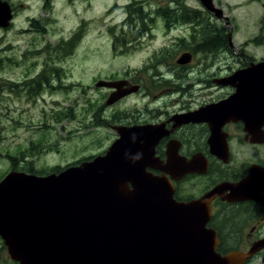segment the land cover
Here are the masks:
<instances>
[{
  "label": "flooded vegetation",
  "instance_id": "af4514ba",
  "mask_svg": "<svg viewBox=\"0 0 264 264\" xmlns=\"http://www.w3.org/2000/svg\"><path fill=\"white\" fill-rule=\"evenodd\" d=\"M1 1L8 4L13 21L17 14L14 7L8 0ZM196 1L197 8L184 0H127L122 7L112 4L110 10L121 9L124 14L111 27L114 50H129L156 26L168 32L176 23L191 24L203 35L181 40L175 50L163 46L132 73L98 81L95 86L103 90L106 99L101 117L109 116L112 108L126 99L139 97L143 103L135 110L126 105L130 109L120 107L114 113L118 117H108L118 123L108 124L115 140L120 138V128L151 126L149 139L159 140L155 164L147 171L166 180L177 203L192 205L193 211L202 215L201 230L215 234L220 257L240 255V264H264V74L248 75L264 58L256 59L235 46L230 18L225 14L228 23ZM38 24L42 23L38 20ZM73 40L77 42V37ZM128 54L130 51L123 55ZM183 56L187 58L180 63ZM56 75L53 72L49 79L43 78V84L55 81L59 85ZM100 82H119L122 90L100 87ZM131 89L136 90L131 93ZM31 90L26 87L27 92ZM119 91L129 94L109 104ZM90 119L100 120L98 113ZM94 158L56 169L61 168L60 173Z\"/></svg>",
  "mask_w": 264,
  "mask_h": 264
},
{
  "label": "rangeland",
  "instance_id": "374dc122",
  "mask_svg": "<svg viewBox=\"0 0 264 264\" xmlns=\"http://www.w3.org/2000/svg\"><path fill=\"white\" fill-rule=\"evenodd\" d=\"M8 1L17 14L12 21L11 13L8 28H0V182L11 171L31 174L29 164L38 172L34 175L47 176L56 168L103 155L116 141L108 124L118 123L108 117L117 116L120 107L135 110L143 101L132 96L101 117L106 99L95 84L132 73L163 46L175 50L181 40L203 35L191 24L176 23L168 32L156 26L122 52L113 48L111 27L124 14L110 9L127 0ZM184 1L197 8L196 0ZM215 1L232 21L234 45L264 58V0ZM75 36L77 42L71 41ZM53 72L59 85L43 84ZM28 86L33 90L27 92ZM94 113L99 121L90 119ZM0 264H16L1 238Z\"/></svg>",
  "mask_w": 264,
  "mask_h": 264
},
{
  "label": "water",
  "instance_id": "95a60500",
  "mask_svg": "<svg viewBox=\"0 0 264 264\" xmlns=\"http://www.w3.org/2000/svg\"><path fill=\"white\" fill-rule=\"evenodd\" d=\"M200 2L229 23L214 0ZM10 18L0 0V26L8 27ZM253 69L249 76L264 74V63ZM98 86L122 90L119 82ZM120 91L109 104L129 94ZM151 132V126L120 128L105 155L59 174L10 172L0 182V238L10 258L18 264H240V255L220 257L215 234L201 230L202 215L177 203L166 180L147 171L159 140L149 139Z\"/></svg>",
  "mask_w": 264,
  "mask_h": 264
},
{
  "label": "trees",
  "instance_id": "16d2710c",
  "mask_svg": "<svg viewBox=\"0 0 264 264\" xmlns=\"http://www.w3.org/2000/svg\"><path fill=\"white\" fill-rule=\"evenodd\" d=\"M255 1H259V0H255ZM225 36H226V35H225ZM225 43H226V41L223 40V41H222V46L225 45ZM30 167H31V166H29L28 168L30 169L29 172H30L31 174L38 173V172H34V171H32ZM59 171H60V169H55V170H54V172H56V173H59ZM16 264H17V263H16Z\"/></svg>",
  "mask_w": 264,
  "mask_h": 264
}]
</instances>
